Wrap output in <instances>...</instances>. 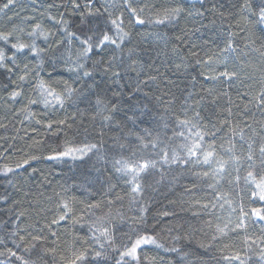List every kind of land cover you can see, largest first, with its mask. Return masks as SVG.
<instances>
[{
    "label": "trees",
    "instance_id": "1",
    "mask_svg": "<svg viewBox=\"0 0 264 264\" xmlns=\"http://www.w3.org/2000/svg\"><path fill=\"white\" fill-rule=\"evenodd\" d=\"M4 2L0 0V7ZM73 2L15 0L0 19V33L11 32L19 42L33 43L28 33L36 24L51 39L65 41L58 50L43 36L34 43L44 54V71L39 77L47 81L46 73H51L57 83L70 87L79 85L74 83L76 74L67 71L72 66L68 61H75L82 49L77 40L68 41L63 29L67 27L68 32L77 36L83 31ZM131 2L144 25L133 22L122 7L123 0L108 11L122 13L124 30L135 37L134 44L142 45L136 49L139 58L135 66L128 67L127 48L123 56L119 51L106 54V60L115 57L113 69L107 74L91 67L101 59L95 53L82 61L97 73L96 79L104 87L100 97L103 104L94 106L86 100L66 101L63 107L56 108H45L43 103L29 104V99H38L31 82L22 85L26 97L13 101L10 94L17 90V85L0 72V169L5 163L15 168L17 162L29 161L16 175L6 178L0 171V197H8L7 202L0 199V264H21L10 256L9 249L17 256L23 255L29 264H68L73 252H85L88 257L78 264H95V252L101 249L94 237L100 235L96 229L103 227H110L111 232L110 243L100 240L105 244V264H115L119 253L138 236H151L162 246L142 248L139 264H264V221L249 215L244 228L236 227L241 208L247 213L264 204L253 203V185L245 179L249 171L257 180L264 175V157L260 154L264 147V107L257 103L264 91V26L241 11L244 0H204L203 7L199 0ZM255 2L252 0L253 5ZM79 3L83 5L86 0ZM177 4L184 10L178 21L155 23ZM104 6L102 0H94L91 10L103 12ZM213 6L215 12L211 11ZM196 11H204V17H196ZM61 20L66 23L61 24ZM158 35L165 39H153ZM229 35L236 48L246 50L235 60L230 59L220 71L236 75L229 80L218 73L217 79H208L204 61L221 55ZM10 42L17 41L10 37ZM46 44L49 46L45 47ZM0 49L8 52L2 41ZM121 58L124 67H120ZM49 59L56 63L55 71L49 66ZM27 62L34 66L37 60L29 55ZM115 71L122 75L118 83L113 82ZM150 76L156 77L155 83ZM168 80L174 82L171 91L165 89ZM138 82L137 96L141 102L147 103L143 94L148 93L149 97L163 99V103L154 100L155 119L143 124L137 121L133 128L125 121L123 111L113 115L104 105H110L115 99L113 93L120 89L131 95L129 89H134ZM196 113L201 118L199 130L205 132V146L213 145L217 163L211 167L172 163L173 150L183 159L187 153L182 146L191 143V134L179 121L197 123ZM107 116L112 119L106 120ZM145 128L152 134L157 150L168 152L169 161L164 163L162 157H156L157 168L150 170L146 178L142 174L138 180L142 190L133 192L132 185L115 172L114 161L121 158V153L112 149L120 140L127 145L123 158L127 159L128 149L139 152L136 137L143 136ZM68 142L76 146L97 144L101 155L89 153L91 160L87 165L79 159L59 157V151ZM143 143L149 144L150 150L147 137ZM221 163L224 171L217 174ZM86 170L93 178L100 176L102 188L100 184L89 187L83 183ZM65 203L70 211L60 220L65 215ZM53 220L59 222L52 223ZM33 236H40L41 240H33ZM225 256L240 259L226 260ZM122 264L136 262L124 259Z\"/></svg>",
    "mask_w": 264,
    "mask_h": 264
},
{
    "label": "snow or ice",
    "instance_id": "2",
    "mask_svg": "<svg viewBox=\"0 0 264 264\" xmlns=\"http://www.w3.org/2000/svg\"><path fill=\"white\" fill-rule=\"evenodd\" d=\"M93 2L94 0H86V3L83 5L79 3V0H74L73 2V10L79 13L80 27L83 30L80 36H77L75 32H68L67 27L63 29L68 41L77 40L82 49L75 61H71L69 59L68 62L72 66L67 69V71L76 74L74 83L79 86L70 87L67 83L61 85L54 80L51 73H46L48 76L47 81L39 77V73L44 71V54L43 50L37 48L36 44L34 43L35 39H37L39 36H43L44 40L50 41L51 45L57 50L60 48L61 44L65 43V41L57 42L55 39H51L48 33L40 30L39 24H36L35 29L32 32L28 33L29 39L33 40V43L30 44L19 42L18 38H16L11 32L0 33V41L4 42V47L8 49V52L0 49V72H3L7 76V79L10 83L17 85V90L12 91L10 94L11 100L16 101L18 97L22 99L25 98L27 94L24 92L22 85L25 82H31V84L34 86V90L38 93V99H29V104L43 103L45 108H56L63 107L66 101L75 103L77 101L86 100L94 106L100 105L103 104V101L100 99V97L104 92V87L101 81H98L96 79L97 73L86 68L85 63L82 61L91 59V54L95 53V55L100 56L101 59L91 67L98 68L100 71L107 74L113 69L115 57L106 60V54L111 55V53L119 51L123 56L124 49L127 48V58L130 61L128 67L133 68L135 66L134 62L139 58V53L136 51V49L138 47H142V45L134 44L133 41L135 37L130 32L124 30V20L122 13L120 15H116L115 12H109L107 5L104 6L103 12H101L99 9L92 11L91 7ZM199 2L201 4V7H203L204 0H199ZM14 4L15 0H5L3 6L0 7V12H3L5 15H7V10L11 9ZM122 7L130 13V16L133 18V22L135 24H145V21L141 19L139 15H137V8L132 6L131 0H123ZM84 9L89 10L85 11ZM215 10L216 6H213L211 11L215 12ZM205 11L208 10L206 9ZM241 11L243 13H246L247 18H251L256 24L264 26V0H256L254 5L252 3V0H244V3L241 5ZM183 12V8L179 4H177V6L166 10L164 18L157 19L155 23L163 25L166 22H176L180 19ZM204 15V11L195 12L196 17H204ZM98 20L100 22H97ZM60 23L64 24L66 22L61 20ZM10 37L17 42H10ZM153 39L163 41L165 38L158 35L156 37H153ZM48 46V44L45 45V47ZM223 51H234L231 35L226 38ZM29 55L33 59L37 60V63L34 66L30 65L27 62V58ZM52 55L55 56L56 52H52ZM193 55H195V53H193ZM18 59L20 60V63L17 62ZM21 63L23 64V67H21ZM48 63L49 66L52 67L53 71H55L56 63H54L51 59H49ZM119 63L120 67H124L123 58H121ZM204 63L208 67H212L211 59H209L208 61H204ZM176 70H180L179 65L176 66ZM235 75V72L229 73L226 70L219 72V76L225 77L229 80L233 79ZM14 77L15 79H13ZM112 77L113 82L118 83L119 79H122L121 72H112ZM207 78L217 79L218 77L213 76ZM149 79L153 83H155L156 81V77L154 76H150ZM48 81H51V83H49ZM81 81H83V83H80ZM144 83L145 85H147L148 81H145ZM173 85V81H165V89H167L168 91H171V87ZM139 91V82L134 89H129L131 95L123 93V90L120 89L118 92L113 93V97L115 99L111 101L110 105H104V107L113 115L123 111L125 113V121L128 124H131L133 128L137 126V121H139V123L141 124L150 123L155 119L152 115L153 109L156 106L153 101L155 100L156 103H163V99H158L155 96L149 97L148 93H144V101H147V103H144L141 102L137 96V93ZM93 97H95L96 99L93 100ZM257 103L259 106L264 107V91H262L257 98ZM121 104H127V109L120 107L119 105ZM149 105H152V107H149ZM129 113L131 114L129 115ZM183 114L184 113H182V115ZM105 119L111 120L112 116H107L105 117ZM200 119L201 118L199 113H196L194 120L197 123H192L187 119L179 121V124L182 127H186L191 134V143H186L182 146L187 153V156L183 159L178 158L175 155V151L173 150L172 163L179 162L188 164L191 162L208 165L209 167H211L212 164L217 163L214 157L213 145L208 144L207 146H205L204 144L205 132L199 130L202 127V125L199 123ZM189 125L191 126L188 127ZM49 127H51V125H49ZM117 127H120V125L118 124ZM193 129H196V131L193 132ZM142 131L144 135H138L136 137L137 141L140 142L139 152L128 149L129 155L127 159L123 158V152L127 148V145L121 143L120 140L116 141L112 149V151L121 153V158L114 161L115 172L120 174L121 179H125L132 185L133 192H140L142 190L141 184L138 182V180L142 178V174L143 177L146 178L148 175H150V170H154L157 168L156 157H162L164 163H168L169 161L168 152L164 151L163 149L157 150V144L154 140H152V134L148 131V129L145 128L142 129ZM180 135L183 136L184 133L181 132ZM146 137L151 143L150 150L149 144L143 143ZM215 138V135H213L212 139L214 140ZM122 139H127V137H122ZM241 139H243V136H241ZM89 153H92L97 157L101 155L100 149L98 148L97 144L85 143L83 146H76L71 142H68L63 146V149L59 151V157L79 159L82 163L87 165L88 161L91 160V157L88 155ZM260 154L261 157H264V147H261ZM59 157H49V159H57ZM86 157L87 159H85ZM32 159H36V157H32ZM248 160H252L251 155L248 156ZM28 163L29 161L27 159L23 161V164L17 162L15 168L8 166V164L5 163L0 171H2V174L7 178L9 174H18V169L22 168L24 164ZM216 171L217 174L223 173V163L220 164L219 168ZM204 174L207 175L208 173L205 172ZM238 179L239 177H237V180ZM245 179L246 182L250 181L253 185L252 191L250 193L251 197L253 198V203H255L256 201L264 202V175H260L259 179L257 180L256 176L253 175V172L249 171ZM83 183L88 185L89 187L95 186L96 184H100L101 188L103 187V183L100 181V176L97 175L93 178V174L91 172H88L87 170L85 171L83 177ZM0 199H3L5 202H7V194H5V196L3 197H0ZM62 210H64L65 215L60 216V220H64L68 212L70 211L66 203L63 204ZM249 215L255 216L260 221H264V204H262L261 207L251 208L247 213L243 211V208H241V216L239 222L236 224V227L244 228V220ZM58 222L59 221L57 220L52 221V223ZM96 231H98L100 235L94 237V239L97 243H99L101 251L95 252V257L97 258L95 264H105L106 257L103 252L105 244L100 243V240L101 238H103L106 243H110V227H103L102 229H96ZM31 238L37 241L41 240L40 236H33ZM0 243H3V241H0ZM155 243L156 241L151 237L138 236V238H136L134 241H130V244L128 246H125L124 251H121L119 253L120 259L116 260L115 264H122L125 257L131 258L132 261H135L136 264H139L140 256L138 254V249H140L142 245ZM251 243L254 244L255 241H251ZM17 247L20 246L17 245ZM172 250L176 251V249ZM8 251L10 256L15 257L21 262V264H29V261L26 260L23 255L17 256V253L11 251V249H9ZM24 251L27 252V249H25ZM87 258L88 257L85 252H73V255L69 259L68 264H78V262H83ZM224 259L239 260L240 257L225 256ZM261 259H264V255L261 256Z\"/></svg>",
    "mask_w": 264,
    "mask_h": 264
},
{
    "label": "rangeland",
    "instance_id": "3",
    "mask_svg": "<svg viewBox=\"0 0 264 264\" xmlns=\"http://www.w3.org/2000/svg\"><path fill=\"white\" fill-rule=\"evenodd\" d=\"M102 2L105 5H107L109 9H113L114 7H117L121 3V0H102ZM3 15L4 13L0 12V19L2 18ZM233 48H234V51H231V52L223 51L218 58L211 61V64H212L211 68L205 64L206 68L208 69L207 72H208L209 77H213V76L217 77L218 73L220 72V69L225 67V65L229 63L230 59L235 60L238 55H242L243 50L244 51L246 50V48L244 49L236 48L234 45H233ZM148 237H151V236H148ZM151 238L154 239L153 237ZM145 247H161L162 248V246L156 241L155 244L142 245L141 248L138 249V253L142 248H145ZM124 259H131V258L125 257Z\"/></svg>",
    "mask_w": 264,
    "mask_h": 264
}]
</instances>
